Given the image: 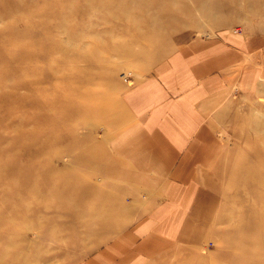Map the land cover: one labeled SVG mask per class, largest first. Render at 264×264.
<instances>
[{"label": "rangeland", "instance_id": "rangeland-1", "mask_svg": "<svg viewBox=\"0 0 264 264\" xmlns=\"http://www.w3.org/2000/svg\"><path fill=\"white\" fill-rule=\"evenodd\" d=\"M99 1L103 8L90 0H0V264H81L130 225L126 203L120 207L115 201L114 188L103 184L100 168L106 143L123 120L121 94L132 82L196 38L239 34L245 41L264 43V5L254 8L261 12L256 15L245 10L247 0H172L170 6L168 0H157L142 12L157 20L153 48L122 39L127 27L122 35L114 30L121 23L119 0ZM134 12L129 15L136 18ZM59 42L47 56L41 54L42 45ZM106 45L110 51L104 52ZM118 47L143 50V55L124 57L112 50ZM98 50L103 52L97 57ZM73 53L98 59L80 62ZM248 61L247 56L242 71ZM45 68L54 84L35 79ZM72 70L83 79L71 83ZM33 82L48 87L50 94L60 83L75 85V100L85 98L89 111L67 115L63 129L34 132ZM220 111L213 125L223 150L210 170L208 186L216 198L206 211L204 240L154 263L138 264H235L240 248L259 250L257 258L264 264V81L253 93L233 95ZM52 113L46 109L45 115ZM49 136L63 140L45 143ZM13 164L30 177L2 178ZM21 184L35 187L16 193ZM12 193L15 202L3 208Z\"/></svg>", "mask_w": 264, "mask_h": 264}, {"label": "crops", "instance_id": "crops-1", "mask_svg": "<svg viewBox=\"0 0 264 264\" xmlns=\"http://www.w3.org/2000/svg\"><path fill=\"white\" fill-rule=\"evenodd\" d=\"M260 81L264 43L224 34L178 46L122 92L123 120L106 143L100 178L132 222L81 264L154 263L202 243L216 198L210 170L223 150L213 121Z\"/></svg>", "mask_w": 264, "mask_h": 264}, {"label": "bare ground", "instance_id": "bare-ground-1", "mask_svg": "<svg viewBox=\"0 0 264 264\" xmlns=\"http://www.w3.org/2000/svg\"><path fill=\"white\" fill-rule=\"evenodd\" d=\"M91 1H97L98 8H103V6L99 5V4H102L99 0H90V2ZM111 1H118V0H108V1H106V3H110ZM119 1L121 2L119 4V7L122 6V9H120V10H122L121 23L118 25H113L112 27L114 28V30L116 28V30L120 31V34H121V29L123 27H127V30L124 31V34L123 35L121 34L122 39H124L125 41H127V40L133 41L135 39L134 42H140V43L143 41L144 45H146V48H153L158 42V41H156V39H154L155 33H156V31H154V27H156V25H157L156 24L157 20L154 21L149 17H145L142 12L149 10V7L151 5H153V3H159V2L157 0L156 1H154V0L153 1L152 0L151 1H148V0H119ZM260 4L264 5V0H259V1L258 0H247L246 5H245L246 6L245 10L249 11L251 13H254L256 15H259L261 12L254 10V8L260 9V7H261ZM170 5H173L172 0H168V6H170ZM134 10H135L134 15H136V18L131 17L129 15V12L134 11ZM93 11H94V9H93ZM81 13H82L81 11H78L79 16H81ZM171 13H169V17H171V15H172ZM205 13L209 14L210 11H208L205 8ZM116 17L117 16H114V19ZM61 24L63 25V23H61ZM63 26H60V28H62ZM9 29L12 30L13 27L9 26ZM142 29L146 30L148 32V35H145L144 31ZM13 35H14V33H13ZM7 36L9 37L8 38L9 41H13V42L18 43L17 39H14L12 35H7ZM36 36H38V35H35V37ZM56 36L58 37V35H56ZM56 36H54V38ZM56 38H55V40H57ZM0 39H4V37H0ZM86 39L89 40L90 42L93 41V43H95V44L98 42V41L96 42V41L92 40L89 37H86ZM5 44H7V42H5ZM0 45H3V44L0 42ZM60 45H61L60 42H59V44L57 43L53 46H43L42 45L40 47L41 54L43 56H47L53 50V48H55V47L58 48ZM17 47H21V46L18 45ZM102 50L104 52H106V51H110V48L108 45H106V46L102 47ZM102 50H98V52H96L97 57H98V54L101 55L99 52L102 53L103 52ZM112 50L116 53L121 54L124 57H127V56L142 57V55H143V50L138 51V52H130V51H127V49L125 47L113 48ZM72 55L74 56L73 60H79L80 62H83V61L86 62L88 60L92 61V60L98 59L97 57L91 58L89 55L86 56L85 53H83V54L73 53ZM85 74H86V72H85ZM35 79L37 80L38 83L42 82V83H46V84H50V83L54 84L50 75H49V72L46 70V68H45V72L40 73L39 76L35 77ZM80 79H83L82 74L76 70H72V73L69 76L70 82L74 83L75 81L80 80ZM33 83L35 85V92L33 94L32 101H33V104L35 105V108L37 110L36 118L34 117V120H35L34 130H33L34 132H37V133H40V131L41 132H47L48 130H50L52 128L63 129L66 126H68L67 119H66L67 115H70L73 111L78 112L79 110L84 109V108L85 109L88 108V111H89V107L86 104L87 100L85 98L82 99L81 101L75 100L76 93L78 92V88H76L75 85H73L71 83H65V85L60 83L59 87L56 88L57 91L54 90V93L50 94L48 92V89H49L48 87H41V86H38L37 83H35V82H33ZM88 87H89V85L86 84V87L84 89L89 90ZM46 109H50V111L53 112L51 114V117H48L45 115ZM56 140H63V136H59V137H55V138H51V136H49V138L44 139V142L45 143H53ZM35 149H37V147ZM12 175L20 177L21 179H23V181H25L27 179V177H30L28 171H24L17 164L11 165L10 169L7 172L3 173L2 178H9V177H12ZM34 187L35 186H33L32 184H30V185L27 184V186H25L24 184H21V185L17 186V189L15 191H16V193H18L19 191H22V192H25L24 194H27L30 191H33ZM13 195H14V193H12L11 200H8L6 203L2 204L3 208L5 206H8L9 204H12L13 201L15 202V197ZM18 200H21V199L17 198V201ZM258 251L259 250H255V249L249 250L247 248H240L235 252V257H237L235 260H237V261L232 262V263H235V264H237V263H241V264H263L257 258ZM111 253H112V251H111ZM99 258H100V256H99Z\"/></svg>", "mask_w": 264, "mask_h": 264}]
</instances>
